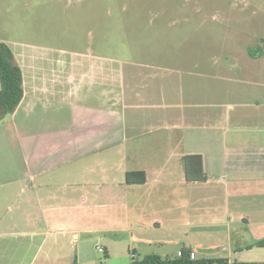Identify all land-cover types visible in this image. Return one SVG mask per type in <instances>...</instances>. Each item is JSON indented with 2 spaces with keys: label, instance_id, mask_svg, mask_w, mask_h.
I'll return each instance as SVG.
<instances>
[{
  "label": "crops",
  "instance_id": "crops-1",
  "mask_svg": "<svg viewBox=\"0 0 264 264\" xmlns=\"http://www.w3.org/2000/svg\"><path fill=\"white\" fill-rule=\"evenodd\" d=\"M128 38L112 56L91 45L62 56L10 48L23 96L0 118V238L15 227L24 245H48L55 260L129 264L130 246L168 244L189 228L193 244L184 246L197 257L204 230L230 227L229 184L255 183L254 196L244 185L238 196H253L254 210L237 215L249 224L254 212L264 239V48L228 63L197 52L185 63L157 47L159 37ZM190 154L201 156L205 181H185L181 157ZM128 171L145 181L127 183ZM15 188L22 204L8 216L2 199ZM214 213L224 222L181 218Z\"/></svg>",
  "mask_w": 264,
  "mask_h": 264
},
{
  "label": "rangeland",
  "instance_id": "rangeland-1",
  "mask_svg": "<svg viewBox=\"0 0 264 264\" xmlns=\"http://www.w3.org/2000/svg\"><path fill=\"white\" fill-rule=\"evenodd\" d=\"M129 34L150 36V42L155 40L157 47L162 46L174 55L181 53L185 63L197 52L200 55L213 52L217 63H224L225 58L226 63L231 62V58L234 62L246 48L255 53L264 48V0H0V40L13 52L19 48L31 51L41 46L55 49L56 56H62L61 50L91 45L112 56L113 52H124ZM153 37L159 38L152 40ZM243 185L248 194L254 196L255 183L229 184L230 227L226 231L204 230L198 238L203 249L196 248L197 257L264 258L260 243L263 230L257 225L255 213H250L249 224L237 215L239 211L254 210L255 206L253 196L249 195L245 201L238 197ZM18 196L15 188L3 197V214L10 216L17 210L22 204ZM247 205L249 208H244ZM181 218L183 225L209 226L224 222L221 213ZM5 232L8 234L0 238V264H27L31 259L33 264L70 262V259L55 260L54 249L48 245L39 250L37 246L24 245V238L15 227ZM171 232H176L175 228ZM184 232L188 237L181 235L178 228L176 240L168 244L137 245L135 256H173L184 245L193 244L189 228H184ZM133 249L129 247L130 256ZM48 250L52 256L47 262ZM233 250L242 251L234 255ZM95 253L98 263L104 262L103 254L96 249ZM69 258L72 260L70 253Z\"/></svg>",
  "mask_w": 264,
  "mask_h": 264
},
{
  "label": "trees",
  "instance_id": "trees-1",
  "mask_svg": "<svg viewBox=\"0 0 264 264\" xmlns=\"http://www.w3.org/2000/svg\"><path fill=\"white\" fill-rule=\"evenodd\" d=\"M22 96L21 70L14 62L10 47L0 40V118L12 113ZM181 164L186 182H203L206 180L200 155H184L181 157ZM125 178L127 183L139 184L145 181V175L142 171H128ZM260 243H264V239ZM179 252L180 254L176 253L167 257L147 254L138 258L132 251L129 264H257L238 260L229 262L225 257H191L192 251L189 247H182Z\"/></svg>",
  "mask_w": 264,
  "mask_h": 264
},
{
  "label": "built area",
  "instance_id": "built-area-1",
  "mask_svg": "<svg viewBox=\"0 0 264 264\" xmlns=\"http://www.w3.org/2000/svg\"><path fill=\"white\" fill-rule=\"evenodd\" d=\"M97 249H98V251L103 252V248L102 247L98 246ZM178 254H180L179 251H178ZM191 257H193V254H191Z\"/></svg>",
  "mask_w": 264,
  "mask_h": 264
}]
</instances>
